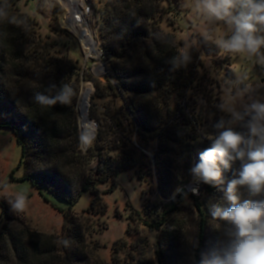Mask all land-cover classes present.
<instances>
[{
  "label": "trees",
  "instance_id": "1",
  "mask_svg": "<svg viewBox=\"0 0 264 264\" xmlns=\"http://www.w3.org/2000/svg\"><path fill=\"white\" fill-rule=\"evenodd\" d=\"M17 1L0 2V128L16 136L19 166L25 171L22 180L61 197L68 207L60 210L64 234L55 243L25 227L0 198L4 215L0 264H92L81 250L86 233L73 208L89 192L94 196L90 211L96 209V216H104L105 205L98 200L100 187L133 168L154 173L158 194L170 200L144 203L143 216L136 212L144 226L163 229L157 250L162 264H180L179 232L187 223L182 227V219L173 216L179 218L184 209L192 215L194 264H212L223 256L233 229L227 221L214 220L211 212L213 207L231 206L224 189L236 178L240 161L229 168L219 164L223 184L203 183L199 195L187 189L193 180L191 168L211 146L208 137L221 130L210 123L211 115L222 112L197 111L181 103L194 88L197 54L193 50L181 53L182 44L175 35L163 30L167 15H179L178 1L107 0L98 23L105 81L84 72L80 61L72 57V36L58 25L56 14L55 23L42 33L36 18L22 11ZM84 80L94 86L89 116L97 124L96 136L85 151L77 110ZM64 85L75 91L71 105L48 107L36 102L37 93L55 96ZM247 123L245 117L235 131L247 136ZM11 179L15 180L14 171ZM238 194L241 200H264V193L253 195L247 186H240ZM185 198L192 201L191 207L184 206ZM173 227L179 229L170 230ZM112 264L153 263L124 256Z\"/></svg>",
  "mask_w": 264,
  "mask_h": 264
},
{
  "label": "rangeland",
  "instance_id": "2",
  "mask_svg": "<svg viewBox=\"0 0 264 264\" xmlns=\"http://www.w3.org/2000/svg\"><path fill=\"white\" fill-rule=\"evenodd\" d=\"M176 1L179 4V15H167V21L162 25L163 30L175 35L176 41L182 44L181 53L188 54L193 50L197 54L194 88L181 103L185 101L197 111L219 110L222 113L211 115L210 123L216 126L223 121L226 127L231 126L237 130L242 120L247 117L244 115L245 109L253 102L264 103V59L261 56H249L247 53L225 51L221 43L231 37L234 25L210 17L202 8L200 0ZM106 2L107 0L83 2L92 10L87 20L100 51L102 48L98 38L99 11L103 9ZM17 3L22 11L36 18L41 25L42 33H47L50 26L55 23L52 21L55 14L59 17L58 25L68 31L73 39L70 53L72 57L80 61L84 72H92L95 67L104 65L102 55L97 58L94 54H90L86 58L87 50L83 49L82 39L62 22L69 17V14L73 13L74 16L79 14L78 10L83 6L79 8L74 6L71 10L65 0L64 2L62 0H18ZM257 35L264 36V26H259ZM260 51L264 54V47ZM98 77L105 81L104 75ZM84 82L90 83L93 88L90 81L84 80ZM82 84L83 82L80 93ZM236 113L243 118L237 120ZM134 140H136L135 137L133 142ZM148 154L151 158V150ZM20 159L21 150L16 136L11 130L0 128V198L11 208V202L15 197L24 195L27 198L24 211H13L14 214L23 220L25 227L38 233L42 238L51 237L55 243H60L65 223L60 210L67 209L68 205L61 197L35 187L30 181L22 180L25 171L23 165L19 166ZM94 162L96 163V160ZM12 171H14L15 180L11 179ZM155 184L154 173L147 174L146 171L133 168L119 173L107 185L100 187L101 193L114 186L112 192L98 193V200L100 199L105 205L104 216H96V209L90 211L94 196L89 192L84 193L75 204L72 214L86 233L85 245L81 250L88 254L92 264H112L116 258L124 256L128 259L133 257L136 261L146 258L153 264H162L157 250L163 229L157 231L149 228L140 220L143 216L144 203L156 205L160 204V201H170L158 194ZM191 184L195 186L189 190L193 193L197 190L195 194L199 195L197 188L203 182L193 178ZM183 204L189 208L192 206V201L185 198ZM136 212H140L141 216H138ZM191 216L188 209H184L179 218L173 216L174 219H182V227L183 222L187 223V226L185 225L179 232L178 261L180 264H194L191 259L194 249V234L191 232L189 222ZM3 222L4 215L0 207V229ZM174 229L178 230L179 227L170 228L173 231Z\"/></svg>",
  "mask_w": 264,
  "mask_h": 264
},
{
  "label": "clouds",
  "instance_id": "3",
  "mask_svg": "<svg viewBox=\"0 0 264 264\" xmlns=\"http://www.w3.org/2000/svg\"><path fill=\"white\" fill-rule=\"evenodd\" d=\"M204 11L216 20L234 25L231 37L221 43L228 52L247 53L261 56L264 36H258L259 26H264V0H200ZM75 91L68 85L55 96L37 93L35 100L42 106L57 103L71 105ZM248 135L226 127L224 122L216 125L221 129L217 135L209 136L211 146L199 155V160L191 168L196 181L216 187L224 183L219 167H231L240 161L236 178L227 182L225 198L230 207H213L212 218L229 222L231 240L223 256L216 257L212 264H264V200H241L240 186H247L253 195L264 193V103L253 102L246 109ZM237 120L242 119L238 113ZM195 194V190H194ZM27 198L17 195L11 202L13 211L22 212ZM67 243V241H65Z\"/></svg>",
  "mask_w": 264,
  "mask_h": 264
},
{
  "label": "bare ground",
  "instance_id": "4",
  "mask_svg": "<svg viewBox=\"0 0 264 264\" xmlns=\"http://www.w3.org/2000/svg\"><path fill=\"white\" fill-rule=\"evenodd\" d=\"M67 5L70 7V9H74V6L79 8L80 6H83L82 9L84 8V5L81 1H70V0H65ZM88 5V4H87ZM82 9L78 10V13L80 14ZM71 14H69V17H66L62 22L63 24L71 29L75 34L80 36L82 39V45L83 49L87 50L86 58L90 56V54H94L95 56L99 54L98 49L95 48L94 42L92 39V32L91 28L86 21L85 18H81L82 20L80 22L76 21L75 23L70 22ZM94 71L101 72V67H95L93 69ZM93 91V88L90 83H85L83 81L82 84V91L80 93V101H79V106H78V111L80 120H81V127H80V133H81V141L84 146H87L90 144L92 135L95 132L96 128L94 127L93 124H91L86 117L85 111L89 107V100H90V95Z\"/></svg>",
  "mask_w": 264,
  "mask_h": 264
},
{
  "label": "water",
  "instance_id": "5",
  "mask_svg": "<svg viewBox=\"0 0 264 264\" xmlns=\"http://www.w3.org/2000/svg\"><path fill=\"white\" fill-rule=\"evenodd\" d=\"M63 2H64V0H62ZM70 1H77V0H70ZM70 22H73V23H75V20H74V14L72 13L71 14V18H70V20H69ZM72 31V30H71ZM73 32V31H72ZM74 33V32H73ZM75 34V33H74ZM94 42V46H95V48L96 49H98V44H97V42L96 41H93ZM98 51H100L99 49H98ZM99 55H100V53L98 54V55H96L97 56V58H99ZM98 67H101V72H98L97 70L96 71H94L93 69H92V73L95 75V76H100V75H104L105 73H106V70H105V66L102 64V66H98ZM104 79L106 80V78L104 77ZM94 93V86H93V91H92V93H91V95ZM91 95H90V99H92L91 98ZM79 101H80V96H79V100H78V105H77V110H78V106H79ZM90 105H91V103H90V100H89V107L87 108V110L85 111V113H86V117H87V120L91 123V124H93L94 125V127L96 128V130H95V132L93 133V135H92V139H91V142L93 141V139L95 138V136H96V133H97V125H96V123L93 121V119L92 118H90V116H89V108H90ZM78 113H79V111H78ZM80 116V115H79ZM81 117V116H80ZM80 117H79V123H80V127H81V120H80ZM134 143L137 145V141L136 140H134ZM88 146L89 145H87V146H84L83 144H82V147H83V149H87L88 148ZM138 146V145H137ZM151 159L153 160V162H154V156H151ZM192 186V184H190V185H188L187 186V189L189 188V187H191Z\"/></svg>",
  "mask_w": 264,
  "mask_h": 264
},
{
  "label": "built area",
  "instance_id": "6",
  "mask_svg": "<svg viewBox=\"0 0 264 264\" xmlns=\"http://www.w3.org/2000/svg\"><path fill=\"white\" fill-rule=\"evenodd\" d=\"M79 1H81L82 3L83 2H85V0H79ZM84 5V8L82 9V11H81V13L80 14H77V15H75L74 16V20H75V22L76 21H78V22H80L82 19V17L83 18H85L86 19V21L88 22V20H87V16H89V14H91V8L89 7V6H86V4H83ZM92 39H93V35H92ZM93 41H95L94 39H93ZM99 53H100V55H103V52L102 51H99ZM99 55V56H100ZM191 184V183H190ZM189 184V185H190ZM195 185L194 184H192V186L191 187H189V188H192V187H194ZM189 188H188V190H189ZM197 189H199V186H198V188ZM195 191H197V190H195Z\"/></svg>",
  "mask_w": 264,
  "mask_h": 264
}]
</instances>
